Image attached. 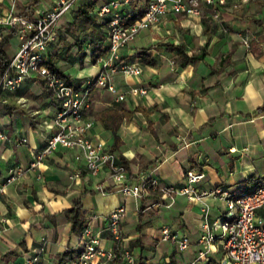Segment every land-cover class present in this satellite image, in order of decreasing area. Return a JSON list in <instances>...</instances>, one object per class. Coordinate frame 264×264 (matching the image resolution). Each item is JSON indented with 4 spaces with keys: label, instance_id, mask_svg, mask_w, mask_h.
Masks as SVG:
<instances>
[{
    "label": "crops",
    "instance_id": "1",
    "mask_svg": "<svg viewBox=\"0 0 264 264\" xmlns=\"http://www.w3.org/2000/svg\"><path fill=\"white\" fill-rule=\"evenodd\" d=\"M27 1L17 0V8ZM54 1L36 0L29 15ZM83 1L86 0H76L59 18L55 37L46 50L47 55L56 48V63L68 78L81 84L100 71L99 61L96 57L87 64L91 49L86 47L80 57L73 35V44H67L70 48L60 39L68 30L73 9ZM106 1L94 0L92 10L99 17L106 16L99 15L96 6ZM146 2L131 0L122 3L121 8L129 16L142 10ZM7 4L8 0H0L1 14L7 13ZM64 18L67 21L62 27ZM0 26L4 27L6 50L11 55L19 43L16 32L6 23ZM107 31L106 24L105 42ZM167 42L182 43L187 53L203 54L178 66L176 51L166 47ZM140 49H146L155 61H142L137 54ZM121 59L138 62L142 69L138 74L112 71L109 77L117 87L127 90L134 84L147 86L143 94L126 93V106L142 108L136 109L130 119L122 118L117 129L118 150L129 159V180L148 171L161 182L177 184L188 166L205 170L197 182L199 188L222 185L234 193L264 180V0H226L215 10L203 3L200 13L169 10L157 25L140 28L122 46ZM77 62L83 63L76 65ZM113 100L105 87L92 83L91 110L87 109L89 104L84 110L92 120L90 136L103 139L107 147L111 131L94 118V112ZM1 101L14 106L4 109ZM55 110L52 94L36 74L24 76L13 89L0 91V127L7 134L0 138V183L11 167L26 166L33 152L42 146L54 129ZM20 135L27 140L16 143ZM150 192L142 199L124 196L109 176L107 166L91 173L75 147L57 145L35 167L24 168L13 180L4 182L0 195V254L9 249L15 253L5 264H23L31 254L37 255L32 264H57L63 249L81 246L85 234L101 230L107 211L124 203L120 227L130 250L135 257L141 256L143 264L222 261L224 248L218 235L221 230L214 223L224 215V198L207 194L202 199H190L176 194L174 201L165 205L159 201L157 190ZM78 195L88 227L81 233L69 230L62 211ZM204 203L206 212L202 209ZM255 213L264 222V204ZM162 224L185 233L186 247L179 249L171 239H161ZM209 232L212 237L202 236ZM112 242L109 232L101 230L99 244L109 246ZM104 264H120V260Z\"/></svg>",
    "mask_w": 264,
    "mask_h": 264
},
{
    "label": "built area",
    "instance_id": "2",
    "mask_svg": "<svg viewBox=\"0 0 264 264\" xmlns=\"http://www.w3.org/2000/svg\"><path fill=\"white\" fill-rule=\"evenodd\" d=\"M16 1L8 0L7 13H0V23L12 27L19 40L8 64L0 72V91L18 86L26 75H39L51 90L56 110L52 120L54 129L46 136L42 146L33 152L26 166L16 164L8 170L0 183V195L4 182L13 180L24 168L35 167L57 145L75 147L83 156L89 172L96 173L103 166H107L109 176L124 196L138 198L150 190H157L159 201L165 205H170L176 194H184L190 199H202L207 194L224 198V215L214 223L221 230L218 235L222 240L224 258L216 264H264V222L255 213V209L264 204V182L249 190L234 193L222 185L211 189L199 188L197 182L204 177L205 170L192 166L185 168L182 181L177 184L161 182L155 174L148 171L140 173L134 180H129L124 164L106 146L104 140L90 136L92 120L84 114L89 104L92 83L105 87L114 100L123 99L127 92L143 94L147 91L144 84H134L127 90H121L109 77L115 70H121L125 74H138L141 71L138 62L121 59L122 46L129 43L140 28L157 25L169 10L200 13L203 3L209 4L215 10L218 4L226 0H147L142 13L130 21H127L128 15L121 8V4L131 0H107L97 5L95 11L108 19V48L97 56L100 71L84 84L56 73L44 63L47 46L55 37L59 18L76 0H55L52 5L38 8L31 15L17 13ZM244 42L247 43V37H244ZM6 136V132L0 127V138ZM26 140L25 135H20L16 143ZM77 173L78 171L74 172ZM202 209L207 211L205 203ZM124 210L125 204L120 203L105 214L101 230L109 232L113 241L111 245L99 244L101 230L92 234L88 232L82 237L80 264H104L107 260H113L116 253L120 255V264H136V257L128 247L120 227ZM205 226L207 227L206 222ZM87 231L88 227H85L82 232ZM202 236L212 237L213 234L209 232ZM160 238L171 239L179 249L188 244L185 233L179 234L167 224L161 225ZM36 257V254L27 256L23 264H32Z\"/></svg>",
    "mask_w": 264,
    "mask_h": 264
},
{
    "label": "trees",
    "instance_id": "3",
    "mask_svg": "<svg viewBox=\"0 0 264 264\" xmlns=\"http://www.w3.org/2000/svg\"><path fill=\"white\" fill-rule=\"evenodd\" d=\"M36 2V0L27 1L24 6L20 9L16 6V12L21 14H30L32 11V6ZM94 4V0H86L79 3L73 9V16L70 21H68V30L74 37V43L77 46L78 51L80 52V57H82L85 53V48L89 47L91 49V56L96 58L98 55L104 53L108 48V42H105V33L103 32V28L108 22L107 17H99L92 10ZM142 10H138L135 13L130 14L127 17V21L132 20L142 13ZM4 27L0 26V72L8 64L10 55L8 54L6 48L8 46V39L3 34L2 29ZM206 27H204L205 29ZM84 42L86 43L84 45ZM73 44V43H71ZM166 47L170 49H174L176 51V64L178 66H184L188 62L199 58L202 56V52H192L187 53L182 43H171L167 42ZM67 48H70V44L67 45ZM139 58L145 62H154V57L150 55L146 49H140L137 51ZM58 55V51L56 48H53L44 58V63L50 67L53 71L60 75L68 76L67 72H65L55 61L56 56ZM39 76V75H38ZM40 80L43 82L48 92L51 94V90L45 84L44 79L40 77ZM94 90V88H92ZM3 108L10 110L14 105L7 101H1ZM264 106V104L262 105ZM142 107L139 105L128 107L124 104L123 99L121 100H113L110 103L100 107L98 110L94 112V118L97 119L103 127L109 129L112 134V140L109 145V149L113 151L118 160L124 164L125 169H129V159L126 158L121 152L118 150V144L120 143V137L117 133V129L122 118L126 120L131 118V114L136 109H141ZM88 111L91 110V103L87 107ZM258 178V177H257ZM264 180H260L254 186L263 183ZM251 189V188H249ZM249 189H242L240 191H246ZM152 191V190H150ZM148 192L140 198L146 197L151 192ZM139 209L142 207V204H139ZM62 211L65 213L66 219L69 221V230L75 233H81L83 229L87 226V219L85 217V210L82 207V200L80 196H76L72 199L71 204L67 207H64ZM20 243L23 242V239L19 240ZM82 251V247H68L63 249L58 255L57 264H80V253ZM14 252L12 249H9L0 254V264H5L6 261L14 257ZM120 255L116 253L113 260H119ZM137 264H143L141 260V256L136 259Z\"/></svg>",
    "mask_w": 264,
    "mask_h": 264
},
{
    "label": "rangeland",
    "instance_id": "4",
    "mask_svg": "<svg viewBox=\"0 0 264 264\" xmlns=\"http://www.w3.org/2000/svg\"><path fill=\"white\" fill-rule=\"evenodd\" d=\"M66 21H67V19H63L61 22H62V24H60V26H64L65 24H66ZM64 31V30H63ZM67 32H68V34H67ZM63 33V32H62ZM70 34V35H69ZM63 36H62V38L60 39L61 40V44L62 45H67L68 43H73V42H71L72 41V34L70 33V31L69 30H67V31H65L63 34H62ZM96 59L95 58H93L92 56H91V58H89V60H87V64H91V62L92 61H95ZM83 62H77L76 63V65H80V64H82ZM62 65H66V63H63ZM122 234H123V236H124V233H123V231H122ZM162 241L158 244V246L159 247H157V253L158 252H160L159 251V248L162 246ZM128 245V244H127ZM129 246H130V244H129ZM128 246V247H129ZM131 247V246H130ZM135 253V252H134ZM156 257H157V255H155ZM137 258V257H136ZM136 264H137V262H136Z\"/></svg>",
    "mask_w": 264,
    "mask_h": 264
}]
</instances>
